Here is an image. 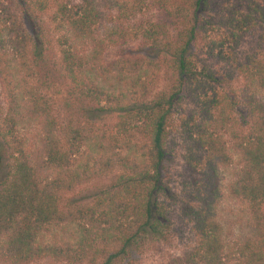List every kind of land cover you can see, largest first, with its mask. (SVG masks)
I'll use <instances>...</instances> for the list:
<instances>
[{"label": "trees", "instance_id": "1", "mask_svg": "<svg viewBox=\"0 0 264 264\" xmlns=\"http://www.w3.org/2000/svg\"><path fill=\"white\" fill-rule=\"evenodd\" d=\"M214 1L0 0V151L10 158L0 184V264H119L139 237L158 233L167 219L171 111L182 97L194 109L178 126L190 178L179 211L193 241L165 264H264V61L237 52L248 32L264 38V0ZM15 7L34 36L40 14L50 11L70 91L85 112L113 114L110 125L86 120L58 135L56 115L32 83L41 51ZM151 10L161 20L137 21ZM136 40L142 54L103 60L105 48ZM194 46L240 77L237 97L216 90L215 72L198 66ZM161 68L172 82L151 95ZM236 107L243 130L228 112ZM30 124L36 131L27 137L20 130ZM227 168L225 195L244 208L247 231L231 242L216 214L219 171ZM113 170L89 200L64 197Z\"/></svg>", "mask_w": 264, "mask_h": 264}, {"label": "rangeland", "instance_id": "2", "mask_svg": "<svg viewBox=\"0 0 264 264\" xmlns=\"http://www.w3.org/2000/svg\"><path fill=\"white\" fill-rule=\"evenodd\" d=\"M76 2L77 0H68ZM221 0H215L214 4H218ZM215 8H220L216 5ZM17 12L23 26L34 36V32L30 30L28 24L24 21L21 14L18 13V7L14 8ZM50 11L43 12L39 18V34L34 36L37 41V48L41 51V56L36 58L32 65V83L39 92L47 100L54 114L56 115L59 131L58 135L62 137L65 130L69 126L83 124L86 120L94 121L97 125H110L114 121V115L109 113H87L83 106L85 101H78L72 91H70L69 81L65 78L59 62V45L56 40L57 35L54 23L49 19ZM137 21L142 23L145 20L158 21L161 20V14L156 10L146 11L142 16H138ZM145 23V22H144ZM143 23V24H144ZM101 33V28L99 29ZM197 64L198 66L206 65L217 78L216 90L229 99L237 97L241 91L242 81L240 77L227 65L217 63L215 60L208 57L203 49H197ZM86 47H80L83 51ZM38 49H36L38 51ZM197 49V50H196ZM145 47L141 46L140 41L126 42L115 46L105 48L102 53L104 61H109L120 56L133 54H142ZM238 55L242 57H253L264 61V38L255 32H248L243 36L237 48ZM8 57L12 55L8 51ZM173 75L166 69H159L156 74L155 92H167L172 82ZM72 93V94H71ZM235 94V95H234ZM150 95V97H151ZM264 102V96H261ZM4 102L0 94V112H3ZM193 106L189 104L186 97H182L177 102L171 111L170 124L171 130L168 142V153L165 157V166L168 170V194L162 198V205L166 221L155 235L146 234L137 239L136 246L131 247V255L119 264H165L166 260L174 255L179 254L183 249L192 243L191 225L180 214V201L184 200L182 194L185 190V182L190 178L184 170L183 165V142L181 140L179 123L181 118H185L190 111H193ZM233 121V126L238 130L245 128V118L243 110L239 107L228 111ZM36 127L34 124L25 125L20 132L27 137H32ZM10 158L7 157L6 150L0 151V184L7 177L9 172ZM118 173L113 170L104 177L93 179L87 183L76 186L71 192L65 194V198L72 202H84L89 200L90 196L100 186L107 185L110 180ZM231 168L219 171L220 189L222 199L217 207L216 214L222 234L226 242L244 236L247 234L245 219L243 213L244 208L240 203L230 199L225 194V186L229 180ZM264 218V207H263ZM102 259L98 260V264ZM29 264H63L61 262H53L48 259L33 261Z\"/></svg>", "mask_w": 264, "mask_h": 264}]
</instances>
